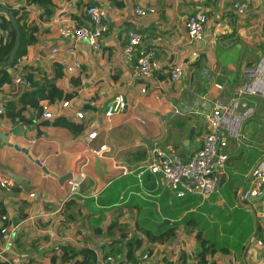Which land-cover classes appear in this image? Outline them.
<instances>
[{
  "label": "crops",
  "instance_id": "obj_1",
  "mask_svg": "<svg viewBox=\"0 0 264 264\" xmlns=\"http://www.w3.org/2000/svg\"><path fill=\"white\" fill-rule=\"evenodd\" d=\"M234 1L138 0L141 6L155 8L154 13L139 16L133 9L136 0H54V14L46 18L34 4L8 0V6H24L23 21L37 26L36 41L25 53L32 87L37 83L42 89L43 80L53 77L59 67L56 84L68 95L52 103L55 110L68 101L52 120L41 118L39 106L21 111L24 117L39 114L32 122H22L27 129L6 114L2 117L0 137L6 135L7 140L0 138V179H11L14 185L0 187V204L17 226L12 243L5 246L0 239V250L9 261L52 264L53 256L60 253L55 247L62 244L93 247L101 258L100 249L111 238L93 233L94 210L87 215L78 202L69 212L78 209L81 217L68 220V225L57 211L68 199L66 182L73 177L81 180L77 172L83 170L81 196L112 201L102 215L104 225L117 221L125 231L143 224L153 227L154 234L158 229L174 231L165 241L144 240L136 257L147 251L164 264H264V242H259L264 233V197H242L251 185L252 169L264 159V106L259 98H245L255 105V114L241 123L238 137L228 136V158L209 196L177 197L148 173L141 179L136 176L151 147L171 149L188 159L201 146L204 125L201 115L192 112L195 102L201 95L211 104L237 98L245 70L263 57L264 0H246L248 8L242 15L233 10ZM89 2L106 9L109 30L99 39L98 51L83 40L73 43L58 33L63 19L75 24L86 20L83 9ZM199 11L206 12L208 22L203 40L190 44L186 17ZM130 30L140 32L143 47L154 51L158 68L149 78L135 74V56L128 59L120 53ZM54 47L58 52L50 54ZM196 59L199 68L192 65ZM177 62L182 63V77L174 82L169 71ZM16 68V64L8 68L12 76ZM142 86L146 93H141ZM21 87L12 82L1 85L0 105L31 89ZM116 94H123L128 106L108 120L105 110ZM81 111L83 117L77 118L75 113ZM93 130L97 134L92 146L106 144L109 150L104 157L89 154L83 166L82 149ZM67 173L71 177L60 183L58 177ZM35 226L43 231L35 233ZM119 233L116 229L115 237Z\"/></svg>",
  "mask_w": 264,
  "mask_h": 264
},
{
  "label": "built area",
  "instance_id": "obj_2",
  "mask_svg": "<svg viewBox=\"0 0 264 264\" xmlns=\"http://www.w3.org/2000/svg\"><path fill=\"white\" fill-rule=\"evenodd\" d=\"M2 7L8 6V0H0ZM134 11L139 16H146L155 12L153 6H141L136 0ZM235 13L242 15L248 8L246 0H235L232 4ZM86 16L85 22H71L69 19H63L64 24L58 33L61 37L71 40L73 43L85 41L95 51L99 50V39L109 30L106 22V9L100 4H89L83 9ZM208 22L206 12H192L186 17L187 43H198L203 40L204 26ZM56 47L50 49V54L57 53ZM121 55L126 58L135 56L133 70L136 75L142 78H149L157 70L158 66L154 61V51L144 48L142 45V35L137 30H130L127 33L126 41L121 48ZM17 66L12 84L23 89L32 88V81L26 77L29 71L26 67L28 64V55L23 54L15 59ZM76 65V61L74 62ZM68 71H72L73 67L69 66ZM170 78L174 82L180 81L182 77V63H174L170 68ZM245 80L240 84L237 90V98H231L225 103L216 102L211 104L206 96L201 95L195 102L192 112L200 114L204 125L200 133L201 146L188 158L183 159L180 155L171 149L168 152L161 150L159 147H151L148 150V156L142 162L136 176L141 177L148 173L155 179L156 184L162 183L170 192L177 197H182L186 193L198 194L201 197H207L215 191L220 176L224 170L228 154L227 138L228 136L238 137L241 123L255 114V105L246 102L245 98H259L264 106V57H260L258 61L245 70ZM21 87V88H22ZM141 93L147 92V87L140 88ZM42 119L52 120L60 116L63 108L68 106V101L61 103V107L53 109L52 103L48 99H43L38 104ZM128 106V101L123 94H116L108 102L105 116L108 120L116 113L122 112ZM5 110L0 105V126L3 124L2 116ZM77 118H82L83 113L76 112ZM19 127L27 129L28 125L19 122ZM97 131L93 130L86 136L82 156L87 164V157L93 154L98 157H104V152L109 148L106 144H101L97 148L92 146L91 140L96 136ZM116 167L115 165H112ZM124 174L128 171L124 170ZM77 175L81 180L70 178L66 184L68 193L66 196L70 198L74 194L81 193L82 180L85 178L83 170H79ZM250 186L246 188L242 194L244 200L251 197L261 196L264 192V159H262L252 169L250 173ZM14 185L11 179H0L1 188H9ZM34 194H31L33 196ZM64 202V201H63ZM63 202L59 205L60 212ZM1 240L5 246L12 243V239L17 232V226L13 224L7 214L0 216ZM35 233H40L43 229L35 226ZM46 231V229H45ZM264 242V233L261 240ZM125 259V258H124ZM8 260L0 250V261ZM264 262V257L261 258ZM10 264H21L19 260L9 261ZM58 264H71L70 262H59ZM94 264H164L162 260H156L147 252H141L137 259L133 262L120 260L118 257L108 255L97 259Z\"/></svg>",
  "mask_w": 264,
  "mask_h": 264
},
{
  "label": "trees",
  "instance_id": "obj_3",
  "mask_svg": "<svg viewBox=\"0 0 264 264\" xmlns=\"http://www.w3.org/2000/svg\"><path fill=\"white\" fill-rule=\"evenodd\" d=\"M28 4H34L40 9H42L40 16H45L49 18L54 14V0H25ZM25 2V4H26ZM93 4L89 2L86 5ZM1 6V5H0ZM9 10V12L14 17L19 30H20V41L17 53L11 63H9L5 68H0V86L5 83H11L13 76L11 72L8 71V68L14 69L15 59L27 52V47L35 42V32L37 31V26L32 24H26L23 21V16H27V12L24 6L21 7H12L4 6ZM85 16V15H83ZM86 18V17H85ZM85 20L83 21V23ZM15 42V30L8 19V17L0 13V62L8 59L9 54L11 53ZM264 57V46L262 49ZM58 65V64H57ZM195 68H199V59H196L192 62ZM59 71V72H58ZM61 68L58 67L55 75L51 78H46L43 80L42 89L37 86V83H34L33 87L30 90H26L19 95L17 100L6 101L4 108L6 116H8L13 122H32L38 115H32L24 117L21 114V111L24 109H38V103L42 99H48L50 103H55L63 99L68 98V95L65 94L56 84L57 78L61 75ZM26 77L32 80V73L29 70L26 73ZM3 114V116H4ZM2 116V117H3ZM54 124L58 122L54 121ZM82 202L85 206V209L88 213L93 212L97 217H93L94 220H90V226L93 233L101 238L102 235H107L111 238L109 242L104 244L100 249V256L106 257L108 255L118 257L120 260H126L133 262L137 259L136 252L142 246L144 240L153 242V241H165L168 240L173 234L172 229H158L157 233H153V227H146L144 224L139 227L132 226L131 231H125L124 226L119 224L117 221H110L107 225L103 224L102 215L104 211L110 207L112 204L110 199H101L96 197V199L89 197L85 198L81 194H74L68 198L64 203L59 212L63 216L61 220L64 225H68V220H76L81 217L80 211L77 209V213L69 212L73 207L77 208V203ZM68 212V213H67ZM7 214L6 208L0 204V216ZM64 214V215H63ZM66 214V215H65ZM76 214V215H75ZM92 215V214H91ZM66 218V219H65ZM65 220V221H64ZM119 229L120 233L118 237H115V230ZM141 232H139L138 231ZM0 239H1V226H0ZM56 250H59V255L53 256L51 263L54 264L58 259L60 262H70L71 264H94L97 261L98 253L95 248L89 246L75 247L69 244H62L55 247ZM203 254V252H202ZM125 258V259H124ZM0 264H10L9 260L0 261ZM23 264H37L33 260L24 262Z\"/></svg>",
  "mask_w": 264,
  "mask_h": 264
},
{
  "label": "water",
  "instance_id": "obj_4",
  "mask_svg": "<svg viewBox=\"0 0 264 264\" xmlns=\"http://www.w3.org/2000/svg\"><path fill=\"white\" fill-rule=\"evenodd\" d=\"M0 13L6 15L8 17V19L10 20V22H11V24H12L14 30H15V42H14L13 49H12L11 53L9 54V57H8L7 60L0 62V67H2L4 65H7V64L11 63L13 61L16 53H17V50H18V47H19V41H20V30H19V27H18L14 17L12 16V14L9 12V10L7 8L0 6ZM192 134H193V128H191L188 138H190L192 136ZM0 138L4 142H6V140H7V136L6 135H4L3 137L1 135ZM37 163H39V162L37 161ZM42 169L44 170V172L48 173V171H47V169L45 167H43ZM51 175L52 176H56L55 174H51ZM71 175H72L71 173H67V174H65L63 176H60V177H58V181L60 183H63L66 179L70 178ZM260 197L261 198L264 197V192L261 194Z\"/></svg>",
  "mask_w": 264,
  "mask_h": 264
},
{
  "label": "rangeland",
  "instance_id": "obj_5",
  "mask_svg": "<svg viewBox=\"0 0 264 264\" xmlns=\"http://www.w3.org/2000/svg\"><path fill=\"white\" fill-rule=\"evenodd\" d=\"M256 60H257V59H256ZM256 60H255V61H256ZM257 61H258V60H257ZM257 61H256V62H257ZM253 62H254V61H253ZM250 64H251V63H250ZM251 100H255V99L252 98ZM194 152H195V151H194ZM194 152H191V153H190L189 155H187L186 157H190Z\"/></svg>",
  "mask_w": 264,
  "mask_h": 264
}]
</instances>
